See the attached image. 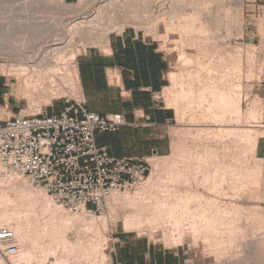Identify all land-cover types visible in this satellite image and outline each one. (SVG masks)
I'll return each mask as SVG.
<instances>
[{"label": "bare ground", "instance_id": "6f19581e", "mask_svg": "<svg viewBox=\"0 0 264 264\" xmlns=\"http://www.w3.org/2000/svg\"><path fill=\"white\" fill-rule=\"evenodd\" d=\"M91 1L93 0H86L87 3ZM221 1L222 0H96L97 4H95V6L92 5L85 8L86 3L84 2L72 6V4H68L66 0H59L57 4H55V2L53 4L51 0H42V3L51 16L47 21H32L31 23L25 24L20 23L22 28L26 27L28 30L36 33V36H34L36 38L32 42L25 41L23 44L13 48L4 47V45L2 46L0 44V54L9 59H13L11 62L0 64V72L4 75L13 77L18 83L19 91L20 89L24 90L26 96L29 98H37L50 94L57 96L58 93L54 92L51 88L55 87L57 77L59 75H64L65 70L74 65L75 56L77 54V51L73 50H69L68 54L65 52V54H63V49L75 45L76 42L77 44L80 43L83 45L86 43H92L97 46L104 45L110 33L122 31L129 26L139 29L145 26L149 31L153 32H157L162 27L165 32L164 35L167 36L169 40L175 37L173 42H175L176 51L179 50L178 52H180L178 58L183 66L186 68L194 67V71L190 70L186 74V78L183 77L181 73L178 74L177 72H173L170 75L174 84L181 87V91L176 93L172 100L176 108L177 117L184 116L186 113L187 107L184 108L181 105L183 101L188 102V106L190 107L194 104H198L196 106L203 109L201 122L208 125L207 134L210 135L209 137L223 144H229L230 142L248 143L252 146V149L254 148L253 150H256L258 140L260 137H264V132L261 133L252 127L249 129L242 125L244 119L243 102L244 99L247 98L243 93V84L241 83L243 80H241V76L244 70L242 51L240 48L233 49L231 46H228L229 44L227 46L225 44L227 42H225V39H231L233 29L235 27H240L236 22L237 9L225 11L224 20L227 21L225 28L228 31V35L226 37L224 36V38L223 36L216 38L214 35L219 32L221 34V28L223 26L221 25V21V24L218 21H216V25L213 23V10L211 11V9L212 6L215 7L218 2L221 3ZM215 8L217 9L218 7ZM70 9L74 10V12H72L74 14L80 13L81 17L87 21L78 22V18L68 16L66 11ZM157 9L164 11L163 14L160 13V17L155 15ZM223 9L224 8H222V11ZM217 10L220 9L218 8ZM204 16L207 17V21L204 20ZM30 20L33 19L31 18ZM218 23L219 25H217ZM58 35L65 36L66 38L61 39L62 37H60L61 40L56 44L57 48L55 47V49H52L50 52L42 49L36 50V40L38 36H41L39 40L41 41L50 37L54 39V37ZM57 39L58 38L55 37V40ZM215 41H219L220 43L225 42V45H220V47L218 42H216L220 49L218 52L216 51V54H213L212 49H214L213 46H215L213 42ZM222 48L225 50V53L223 52L224 55L221 53ZM213 51L215 52V50ZM193 52H198V55H194ZM217 57H221L222 59L220 58L221 60L219 59L220 61L218 62L216 61ZM203 59H207L208 61L205 62ZM203 73L206 74L205 77H203ZM237 77L241 78L239 79ZM236 78L241 82L236 81ZM196 84H198V88H196ZM260 100L254 99L252 108L247 111L245 118L247 123L251 121L259 123L260 120H262L263 105ZM192 122H195L194 118ZM202 134L203 133L198 136L200 137ZM226 145L222 147V153L211 148L205 151L203 150V153L199 151H184L180 153L181 160L185 165L183 166L176 163L174 169L177 170V174L175 175V172L174 174L171 173L172 175L169 177V174L167 175L169 183L167 185L165 184L166 186L164 187L167 189L166 191L168 193H166V197H168V199H157L154 208L155 213L152 214L153 212H151L149 216L146 214L149 212L147 208L149 206L152 207L151 205H154V202L141 200L142 197H140L142 206L140 202H136L135 200L129 202L131 204L130 206H133L137 212L133 213V211L125 217V230L127 232H132L151 227L160 230V234L157 230H153L155 231L154 233H158L157 235L160 236H162L161 231L163 230L162 238H164L167 244L174 242L175 245H179L183 242L186 233L192 235V237L197 240L205 236V234L214 233L219 235L222 229L224 234L228 233L230 235L228 239L231 240L234 236V231L240 230L241 228L236 226L240 210L238 207H235V205L231 207L227 206L228 204L226 202L223 203L218 198L223 197L225 200L231 199V195L225 193L227 184L229 187H232L235 192L236 190H246L254 186L261 187L262 184L257 181V183L252 182L250 185L248 175L249 173L251 174V170L248 166H243L244 164L239 157L231 156L233 155L230 152V148L232 147ZM149 160L151 161L152 159ZM259 162L260 165L258 168L262 173L264 171V160H259ZM211 168L214 169L213 174L212 172L211 174L209 173ZM183 171H186V173L182 174L181 172ZM202 171L207 172L205 173L206 176L205 174L204 177L200 176ZM12 178L19 179L18 176H13ZM158 180L156 175L152 174L151 177L149 176L146 180L145 186L142 189L148 188L149 185L156 183ZM159 182H161V180ZM164 183L166 182L164 181ZM180 186L185 187L186 191L180 192ZM200 189L213 192L211 195L216 194L217 198L206 197V195L200 192ZM30 191L35 192L29 193L30 196L33 197L34 195L37 196V192L40 190L31 187ZM138 193L139 192L136 194ZM10 197L11 196L7 197V201H10ZM233 197L237 198L239 194L234 193ZM4 198H6V196H3L2 199ZM127 198L128 195L118 193L112 196L111 201L116 204L120 203L122 200H127ZM154 209L151 210L154 211ZM42 211L46 212V215L48 214L47 212L51 213V206H45ZM85 213L86 212L78 214L82 216L84 214L85 217ZM51 215H53V218H50L53 220V223L49 222L51 227L50 224L43 229L39 227L40 237L38 236L33 241L27 236L28 233L23 231L22 226H17L15 228L11 227L15 232L16 242L19 241L21 244L19 253L9 260L2 261L1 264H43L50 257L55 259L53 264H69V258L71 257L74 258V262L77 264H82L81 261L84 262V260L89 264H95L98 260L101 261L107 258L106 252H108V246H102L98 238L91 240L87 238V236L83 238L79 235L80 233H78L75 237L76 241H74V239L72 238L71 240V236H69V231H71L73 223H76L77 220H80V222L82 220L84 222L86 219V221H89L88 224L91 222L90 226L92 227L95 226L94 217L88 216V218H80L81 216L79 217V215L75 214V218H71L65 216L63 208L59 206L54 207V213H51ZM2 217L5 218L8 223H11L12 219L17 216L13 213L3 212ZM45 222L47 223V221ZM102 222H104V220H102ZM19 223L21 222H18V224ZM23 226L25 225L23 224ZM38 226H40V224L37 225V227ZM28 227H30L28 229H31L33 226L31 225ZM48 227L51 228L49 234ZM210 242H208V244ZM226 242L220 239L217 246L222 247V245H226ZM33 245L42 249V260L36 257ZM213 246L215 245L213 244ZM60 251L62 252L61 258H57Z\"/></svg>", "mask_w": 264, "mask_h": 264}, {"label": "rangeland", "instance_id": "374dc122", "mask_svg": "<svg viewBox=\"0 0 264 264\" xmlns=\"http://www.w3.org/2000/svg\"><path fill=\"white\" fill-rule=\"evenodd\" d=\"M242 1L222 0L221 3L218 2L217 5L214 4L216 5L215 7H218L221 10V13L220 10H217L218 8L216 9L214 6H212L211 11L213 10L212 12L214 13V15L212 13V18L215 21V22L213 21V23L214 24L217 23L216 21L220 23L221 21L222 24L221 23L220 24L223 26L221 28L222 29L221 34L219 32L218 34L215 33L214 35L216 36V38H219V36L220 37L223 36L224 38V36L226 37L228 35V31L225 28L227 25V21L224 20L226 10L232 11L243 8L244 25L241 29V34L237 35L234 32L235 30L239 29V27L238 28L235 27L233 29L234 35L232 32L231 39L230 40L225 39V42L226 41L227 42L224 43L226 44V46L229 44L228 46H231L233 49L240 48L244 58V70L241 76L242 78L240 77L241 80L242 79L243 80L241 82L239 80L240 79L239 77H237L239 79L236 78V81H239L243 84V93L245 96H247V98H245L243 102L244 119L242 125H244V127L249 129H251L250 127H252L257 131L263 133L264 127L263 128L257 127L258 125H263V124L255 123L252 121L247 123L245 118L247 111L252 108L253 101L255 99L253 96V86L260 82V78L264 72V49L261 46H254L251 44V41L253 39L257 40V38L251 39L248 37V33L250 34V32L253 31V29H256L258 31L256 34H259L261 36L264 32V0H242ZM51 2L53 4L54 2L55 4H57L59 0H51ZM83 2L86 3L85 8H88L92 5L95 6V4H97L96 0H93L90 3H87L86 0H78L75 3H69V2L67 3L72 4L73 6L75 4H80ZM222 8H224L223 11ZM66 12L68 13V16L73 18L74 17L78 18L79 19L78 22L87 21L86 19L81 17L80 13L77 14L72 13L74 12L73 9H70L69 11ZM156 12L157 13L155 15H157V17L161 16L160 13L162 14L164 13V11H160V9H157ZM50 16L51 14L48 13V10L46 9L45 5L42 3V0H0V44L2 46L4 45V47L7 46L13 48L15 46H19L20 44H23L25 41L32 42L36 38L34 37L36 36V33L31 30H28L26 27L22 28L21 24L31 23L32 21L35 22L47 21ZM31 18L33 20H30ZM203 18L205 21H207L206 16H204ZM219 23L217 25H219ZM134 28L138 30H142L143 32H145L146 35L153 37L161 45V49L168 55L171 65V70L169 74L170 83H169V88H167L166 91L161 95V99H163L166 102L168 107L172 106L171 108L176 110L175 106L173 105L174 102H172V100L174 99V95L179 91H181V87L177 86V84H174L173 80H171L170 75L173 72H177L178 74L181 73L183 77H185L190 70L194 71V67L186 68L185 66H183L182 62H180L178 58L180 52H178L179 50L176 51L175 42H173L175 40V37L169 40V38H167V36L164 35L165 32L163 31L164 29L162 27L157 32L149 31L148 28L145 26L140 29L137 27ZM115 32H120V31H115ZM55 37L58 39L55 40ZM55 37L54 39L50 37L39 41L41 36H38L36 40V44H37L36 50L42 49L44 51L50 52L52 49H55V47L57 48L56 44L61 39L66 38L65 36H61V35ZM60 37L62 38L60 39ZM216 42H218L219 46L225 45L223 42L221 43L219 41L213 42V44H215L216 46V47L213 46L214 47V49H212L213 54L214 53L216 54V51L218 52L221 47V46L219 47ZM90 46H97V45H94L92 43L89 44L86 43L83 45L80 43L77 44L76 42L75 45L63 49L62 51L63 54L65 53L68 54L69 50L77 51V54L75 56L74 65L71 66L70 68L68 67L67 70L64 69L65 70V72L63 71L64 75H59L57 77V82L55 87L51 88L52 90H54V92L58 93L57 96H53L50 94L46 96H40L37 98H29L26 96V92L24 90L20 89L19 91L18 83L13 77L4 75L2 74V72H0V78L4 79L7 84L5 88L6 89L5 95L3 97L4 105L0 109V121L6 120L13 115V113H11L10 110L12 108L9 107V104L16 105V109L18 111L17 114L38 115V114H56L62 111L68 105L73 104L75 101H80V87L76 78L75 67H76L78 55H80L86 48ZM223 48L221 53L224 55L225 50ZM213 50H215V52ZM193 53L195 55L198 52H193ZM220 58L221 57H217L216 61L219 62L222 59ZM12 60L13 59H9L0 54V64L11 62ZM203 60L205 62L208 61L207 59H203ZM205 76L206 74L203 75V77ZM196 88H198V84H196ZM181 105L184 108L187 107L185 115L184 116L182 115L181 117L178 116L177 121H175L174 125L170 128V130H168L171 141L173 142L172 154L165 159L164 158L153 159L151 160L152 162L149 160V163L152 167L151 175L155 174L159 180L156 183H153L154 185L153 184L149 185L148 188L146 187L142 189L145 186V182H146L145 181L144 183L137 185L131 190L119 192V194L128 195L127 200H122L120 203L115 204L110 199L107 204V210L102 214L99 213L90 214L86 212L85 217L84 214L83 216L79 215L82 213L76 214L79 215V217L81 216L80 218H88V216L94 217L95 226L91 227L90 226L91 222L90 224H88L89 221L87 220L88 221L87 222L86 219L84 220V222L82 220L81 222L80 220L79 221L77 220L76 223L72 224L71 231H69V236H71V240L73 238L74 241H76L75 237L78 235V233H80L79 235L82 236L83 238H86L85 236H87V238L91 240H95L96 238H98L99 242L102 243V246H108V252H106L107 258L101 261L98 260V262H96L95 264H113L111 258L113 233L124 229V220L128 214H131L133 211H134L133 213L137 212V210L133 206L132 207L130 206L131 204L129 202H132V200L133 201L135 200L136 202H140L141 200L150 201L152 203L154 202V205H151L153 208L150 206L147 208L149 212H147L146 214H148L149 216L151 215V212H153L152 214L155 213L154 208L157 199H166V200L168 199V197H166V193L168 192L166 191L167 190L166 187H164L169 183L168 182L169 179L167 178L170 175L174 174L175 172H176L175 175L177 174V170L174 169L176 163H179L180 165L183 166L185 165L181 160L180 153L184 151H189V152L199 151L200 153H203L208 148L214 149L215 151L222 153L223 152L222 147L226 144L232 147L230 148L231 149L230 152L231 154H233L231 156L239 157L241 159V162L244 164L242 165L248 166L249 169L251 170L250 171L251 174L249 173L248 175L250 177V179L248 177V180H250L249 181L250 185L252 182L257 183L258 181V183L262 184V186L261 187L257 186L258 188L254 186L253 188H248L246 190H236L235 192L234 189L232 187H229V185L227 184L225 187V193H229L231 195V199L225 200L223 197L218 198L223 203L226 202L228 204L227 205L225 203L227 206L231 207L235 205V207H238L240 210L237 223L236 222L234 223H236V226H239L241 228L240 230L238 229L234 231L233 235L235 236V238L233 236V238L229 240L228 238L230 235L228 233L224 234L223 229L220 230L219 235L214 233H210L208 235L205 234V236H202V238H199L197 240L194 239L192 235L186 233L183 239V244L185 245L187 252L190 256L191 264H264V171L261 173L258 168L260 162L256 158L255 150H253L254 148L252 149V146L249 145L248 143L230 142L229 145L228 143L223 144L222 142L213 140L211 137H209L210 135L207 134L208 125L206 123L201 122L203 109H200L199 106H196L198 104H194L195 106L193 105L190 107L188 106V102L186 101H183ZM193 118L195 119V122H192ZM201 133L203 134L199 137L198 135H200ZM213 170L214 169L211 168L212 174L214 172ZM202 172L200 176L204 177L205 172L204 173ZM181 173L184 174L183 172ZM12 177L13 176L4 177L0 173V183H1L0 184V202H1L0 221L3 220L2 222H0V226H6L9 228L22 226L23 231L28 233L27 236L30 237V240L32 239L31 241H33L38 236L40 237L39 227L40 229H43L49 226L50 224L49 222L53 223V220L50 219L53 218V215H51V213H54V207L59 205H57L46 194V191L43 188H38L32 185L25 178L19 177V179H13ZM160 180L161 182H159ZM162 180H164L166 183H164V181ZM182 186H180L179 189L180 192H183ZM31 187L33 189L40 190L39 192H37V196L35 195L33 197L30 196L29 193H35L30 191ZM208 191L209 190L200 189V192L206 195V197L217 198L216 194L211 195V193L213 192L211 191L208 192ZM137 192L139 193L136 194ZM234 193H238L239 197L234 198L233 197ZM2 195L4 197L6 196V198H4L5 200L2 199L3 198ZM8 196H11L10 201H7ZM140 197H142L141 200ZM140 204L142 206L141 202ZM45 206L46 207L51 206L52 212L51 213L47 212L48 214L46 215V212L42 211V209ZM32 208L34 211L32 210ZM151 209H154V211ZM63 211L65 213V216L75 218L74 217L75 214H70L65 209H63ZM3 212L16 214L17 217H14L12 219V222L8 223V221L2 217ZM102 220H104V222H102ZM45 221H47V223ZM18 222L21 223L18 224ZM22 223L25 226H23ZM38 223L40 224V226L37 227V225H39ZM31 225L33 227L31 229H28L30 228L28 226ZM50 230L51 228L48 227V234ZM153 230L156 231L157 229L146 227L144 228V230L143 229L135 230L133 232L135 235L148 237L153 242L164 243L168 246L175 245L174 242H171V244L173 243L172 245L170 243L168 244L166 243L164 238H162L163 237L162 229H161L162 236L157 235L158 233H154L155 231ZM157 232H159L160 234V230H157ZM204 239L207 240L206 241L207 243L204 242L205 241ZM220 239L221 241L223 239L224 242L227 241L226 245L224 244V246L222 245V247L217 246V243L220 242ZM208 242L210 243L208 244ZM17 243L20 249L21 244L19 241H17ZM213 244L215 246H213ZM33 248H35L36 257L38 259L40 258L39 260H42V249L37 248L36 245H33ZM61 253H62L61 251L58 253L57 258H61L62 255ZM53 259H54L53 257H50L43 264H53L55 262V259L54 260ZM74 261H75L74 258L71 257L69 258L68 263L77 264ZM81 262L82 264H89L86 260H84V262L83 261Z\"/></svg>", "mask_w": 264, "mask_h": 264}, {"label": "crops", "instance_id": "0c3cea01", "mask_svg": "<svg viewBox=\"0 0 264 264\" xmlns=\"http://www.w3.org/2000/svg\"><path fill=\"white\" fill-rule=\"evenodd\" d=\"M236 22L240 27L234 32L240 35L244 25L243 8L237 10ZM257 32L253 29L248 37L257 38L251 44L264 49V32L262 36ZM170 70L169 57L161 45L134 27L112 32L104 45L90 46L78 55L75 74L80 101L76 102L89 112L103 117L122 114L127 121V125L116 132L95 135L97 145L107 148L111 157L149 162V159H165L172 154L173 142L168 130L177 121V114L161 99L169 88ZM6 86V81L0 78V109L4 105ZM253 96L261 99L263 105L259 122L263 125L257 126L263 128L264 72L260 82L253 86ZM9 107L12 116L18 115L16 105L9 104ZM255 155L258 160H264L263 137L258 140ZM182 190L185 192L186 188ZM111 258L113 264H191L183 242L168 246L135 235L133 231L127 232L125 228L113 233Z\"/></svg>", "mask_w": 264, "mask_h": 264}, {"label": "built area", "instance_id": "2783aa9c", "mask_svg": "<svg viewBox=\"0 0 264 264\" xmlns=\"http://www.w3.org/2000/svg\"><path fill=\"white\" fill-rule=\"evenodd\" d=\"M127 125L122 114L103 117L74 102L56 114L21 115L0 121V168L25 178L70 214H102L114 194L151 175L148 161L111 157L96 133ZM19 253L12 228L0 226V264Z\"/></svg>", "mask_w": 264, "mask_h": 264}]
</instances>
